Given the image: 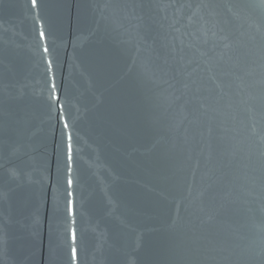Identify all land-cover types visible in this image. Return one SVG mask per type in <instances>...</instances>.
<instances>
[{
    "label": "water",
    "instance_id": "1",
    "mask_svg": "<svg viewBox=\"0 0 264 264\" xmlns=\"http://www.w3.org/2000/svg\"><path fill=\"white\" fill-rule=\"evenodd\" d=\"M0 264H264V0H0Z\"/></svg>",
    "mask_w": 264,
    "mask_h": 264
}]
</instances>
